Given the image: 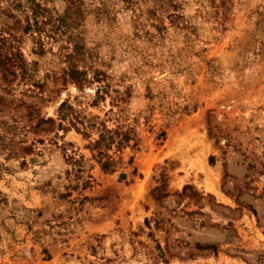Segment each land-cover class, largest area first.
<instances>
[{
    "label": "rangeland",
    "instance_id": "rangeland-1",
    "mask_svg": "<svg viewBox=\"0 0 264 264\" xmlns=\"http://www.w3.org/2000/svg\"><path fill=\"white\" fill-rule=\"evenodd\" d=\"M34 1L0 0V264H264V0Z\"/></svg>",
    "mask_w": 264,
    "mask_h": 264
},
{
    "label": "trees",
    "instance_id": "trees-1",
    "mask_svg": "<svg viewBox=\"0 0 264 264\" xmlns=\"http://www.w3.org/2000/svg\"><path fill=\"white\" fill-rule=\"evenodd\" d=\"M32 3L34 4V8L32 7V9L34 10V14H38L37 13V8L39 7L38 5V2L37 1H34V0H31ZM62 2L63 4V16L66 15V16H72V17H75L76 14H80V8L78 7L77 3L78 1L77 0H59ZM59 20H62V16L58 19ZM36 24V23H35ZM60 26L61 23L59 24ZM34 49H37L34 48ZM38 50L39 51H42V48L40 46H38ZM77 54V46L74 44L72 46V48L70 49L69 52H66L64 54V59L67 61V60H70L71 58H74V56ZM72 63H70L68 66V74L69 76L74 80V81H81L82 80V77L81 75L83 74V72L81 70H78L76 68H73L71 67ZM63 107V103L61 102L59 107H58V110H61ZM60 118L63 119L64 118V114H60ZM45 121H48V122H53V120L51 118H47L45 119ZM127 140H129V136L127 133H124L123 135H119V133L116 131V130H113V131H107V130H104L102 132H100L98 134V138L93 142L92 144V149L93 148H96V156L94 155V157H97L95 160L96 162H98L100 164V166L102 168H108V166L110 165V157L109 156H106L104 160H101V156H105L103 151H102V148H108L109 145H111L114 141L115 143V147H119L123 142H126ZM86 182V181H85Z\"/></svg>",
    "mask_w": 264,
    "mask_h": 264
}]
</instances>
